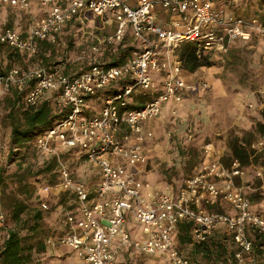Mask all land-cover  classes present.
Segmentation results:
<instances>
[{
    "label": "built area",
    "instance_id": "obj_1",
    "mask_svg": "<svg viewBox=\"0 0 264 264\" xmlns=\"http://www.w3.org/2000/svg\"><path fill=\"white\" fill-rule=\"evenodd\" d=\"M38 1L47 8L46 15L32 18L25 32L14 28L0 32V50L5 45L34 56L40 41L55 42L70 21L76 19L84 25L88 16L103 18L105 24L114 26L108 35H93L91 67L76 77L44 66L13 67L6 73L0 70V99L14 87L28 88L24 106L31 108L46 91H56L57 106L69 109L64 119L34 140L43 159H57L60 172L59 182L43 186L41 193L49 199L71 192L78 199L75 211L66 214L64 233L47 239L49 250L67 247L86 264H122L117 254L128 246L164 258V264H192L177 248L179 225L191 223L193 241L189 247L212 241L221 230L231 242L236 264H264L256 255V244L264 241V198L255 208L245 188L236 183L245 174L238 161L230 166L221 157L203 161L178 190L169 184L158 188L137 180L140 168L150 159L146 142L154 136L152 122L169 102L180 104L187 94L209 87L206 82L202 85L186 78L179 48L192 43L199 57H224L236 40L251 42L254 32L264 36V24L226 18L214 0ZM1 2L20 11L31 6V0ZM127 38L134 49L124 63L108 66L100 61L107 47ZM151 72L163 74L158 90V77ZM120 80L128 83L118 94L103 95ZM138 96L146 98L144 105L137 106ZM86 97H99L101 109L89 114ZM252 147L264 149V136ZM12 150L9 140L0 139V157ZM211 151L212 145H208L207 155ZM67 153L68 158L79 154L89 168L97 169V185L77 180L69 159L64 158ZM259 176L264 178L261 173ZM224 203L229 211L216 209ZM50 207L47 200L41 203L42 210ZM129 220L139 226L143 237L132 235ZM6 224V214L0 212V229Z\"/></svg>",
    "mask_w": 264,
    "mask_h": 264
},
{
    "label": "trees",
    "instance_id": "obj_2",
    "mask_svg": "<svg viewBox=\"0 0 264 264\" xmlns=\"http://www.w3.org/2000/svg\"><path fill=\"white\" fill-rule=\"evenodd\" d=\"M261 2L264 5V0H261ZM89 17L92 16H88V19ZM98 19H100L99 22H104L103 18ZM82 25L76 19L70 21L64 33L58 36L55 42L40 41L38 54L34 56L10 49L5 45L2 46L0 50L1 72L6 73L13 67L28 69L34 66H44L50 71L62 70L65 74L76 77L87 71L91 67L90 58L71 62L64 56L60 57L61 46L65 45L62 52L67 56L68 49H72L76 41L73 32ZM103 29L105 30V28ZM133 49L131 38H127L117 46L107 47L103 54L99 56V59L108 66L119 65L127 60ZM178 53L184 72L187 75L194 74L200 68L213 65L211 56L199 57L192 43L183 44ZM127 83V80H120L105 90L103 95H116ZM27 89L20 90L14 87L8 95L0 99V101H3V108L7 110V113L0 118L2 122L5 119L8 120L11 125L9 143L13 150L7 156L6 161H18L20 155L25 157L29 154L33 155L34 158L29 164L24 166L20 164L18 169L11 175L18 183V188L17 193H8L5 190L7 186V177H5L7 162L4 161V156L0 157V188H2L7 217L6 227L0 229V231L6 230L0 243V264H37L39 257L43 255L50 256L47 239L58 233H64L68 227L66 214L75 211L78 207V199L71 192H62L57 197L49 199L41 193L43 186L59 182L60 172L55 157L43 159L34 147V140L64 119L69 109H62L57 106L56 97L58 92L56 91H46L34 107L25 108L24 98ZM86 99L90 106L88 113L93 114L97 108L91 103L93 97H86ZM94 99L98 102L97 106L102 104L99 97ZM135 100L137 106H142L146 102V98L142 96L136 97ZM130 107L135 106L130 105ZM257 136H264V121L258 122L252 131L245 132L242 137L231 138L228 143L229 153L223 157V162L230 166L232 162L238 161L242 168L255 163L264 166V149L258 151L252 148V142ZM0 139L3 138L0 137ZM68 155V153L64 154V158L67 159ZM84 158L85 156H83ZM77 180L85 184V181L80 180V178H77ZM34 182L35 185L38 183L39 186H34ZM44 200L50 203L49 210L41 209V203ZM54 214L56 215L53 221L47 220L48 215ZM192 230L193 225L191 223H181L179 225L177 248L180 251L186 252V250H189L188 257L191 255L199 256L201 260L197 264H236L233 258L234 250L227 243L210 241L189 247V244L193 241ZM190 259L192 264H195L191 257Z\"/></svg>",
    "mask_w": 264,
    "mask_h": 264
},
{
    "label": "rangeland",
    "instance_id": "obj_3",
    "mask_svg": "<svg viewBox=\"0 0 264 264\" xmlns=\"http://www.w3.org/2000/svg\"><path fill=\"white\" fill-rule=\"evenodd\" d=\"M214 1L226 18L257 20V23L264 24V5L261 0ZM17 12L0 0V32L6 28H14L22 32L29 29L33 15L28 13L29 11ZM103 28L106 27L103 25ZM103 28L99 26L97 20L92 22L86 20L85 25L73 32L76 41L72 49H68L67 56L62 52L65 45L61 46L60 57L64 56L71 62L93 57L90 51L93 44V35L104 36L110 34L108 28L107 30ZM257 35L262 36L254 32L253 38ZM254 46L255 44L251 43L244 44L243 47H238L233 51L230 48L224 57L212 56L213 65L211 67L200 68L194 74H191L196 76L195 80L198 83L203 85L206 82L209 87L202 88L197 92L198 94L191 98V101L189 100L187 104H190V107L187 105L188 107L184 110L177 111V114L165 117L160 121L161 125L156 129L154 142L151 144V156L155 159V166L151 168V173L158 176L159 181L157 182L160 183V187H156H165L167 184L161 183L168 182L169 185H173L175 190H178L187 178L195 174L201 160L207 156L206 147L208 145H212V150H224L226 156L229 153L228 143L231 138L242 137L245 132L252 131L258 122L264 121V54L258 56ZM222 67H224L223 70H221ZM151 74L158 77L156 87V90H158L162 87L159 78L162 79L163 74L157 72H151ZM214 77L222 79V88L214 90ZM186 78L193 80L190 75H186ZM2 102L0 101V117L7 113ZM91 103L97 107V111L101 109L102 105L97 106L98 102L94 98L91 99ZM10 133L11 125L9 121L5 119L2 122L0 118V137L7 142ZM259 137L257 136L252 144ZM6 158L7 156L4 157V161H6ZM67 159H69L68 166L75 177L82 179L81 174L90 175L91 172L88 170L90 168L87 162L82 160L79 154L73 153ZM33 160V155L29 154L25 157L20 155L18 161H6L7 171L5 177H7V186L5 190L8 193H17L18 188V183L11 175L18 169L20 164L24 166ZM244 171L247 181L238 178L236 183L245 188L253 201L262 200L264 198V190L262 189L264 178L262 179L259 173L264 175V166L255 163L244 168ZM89 178L92 180L91 176ZM34 186L38 187L39 185L38 183L35 185L34 182ZM2 196V188H0V212L6 214ZM216 209L229 211L230 207L224 203ZM55 215H48L47 220L53 221ZM5 231H0V243L3 240ZM212 241H214V238ZM261 245H263V248H261ZM185 253H189V250H186ZM256 255L258 259L264 260V241H258ZM192 256L190 257L195 264L201 260L199 256ZM147 258L148 261L160 259L157 256ZM38 259L37 264H82L74 256L64 261H60L63 259L51 255H43Z\"/></svg>",
    "mask_w": 264,
    "mask_h": 264
},
{
    "label": "crops",
    "instance_id": "obj_4",
    "mask_svg": "<svg viewBox=\"0 0 264 264\" xmlns=\"http://www.w3.org/2000/svg\"><path fill=\"white\" fill-rule=\"evenodd\" d=\"M134 1H136V0H134ZM9 7L12 8L16 12L20 11V10H17L16 8H14L12 6H9ZM28 11H29L28 13H31L33 15V18H37V17L45 16L47 13V8L42 6L38 0H31V6H30V9ZM17 13H20V12H17ZM87 20H88V22H92L93 20L99 21L100 19L95 18V17H92V18L89 17V19L87 18ZM103 25L106 27L105 28L106 30L108 28L110 33L113 32L114 26L107 25L104 22H99V26H101V28L103 27ZM250 43L255 44L254 48H255V52L258 56H261L262 54H264V36H258V35L254 36V38L252 39L251 42H244L241 40H236L235 42H233L231 49L233 51L234 49H238V47H243L244 44H250ZM223 69H224V67L221 68V70H223ZM190 76H192L193 80H191V79H188V80L194 81L196 79L195 75H190ZM213 84H214V90L220 89L223 87L222 79L220 77H214L213 78ZM199 91H197V92H199ZM197 92L187 94L185 96L183 102L180 104H174L173 102H169L165 106L162 115L158 119H156L154 122H152L151 126H152V129L154 131V136L152 138H148L147 142H146V148L148 150L150 159H149L148 164L146 166H142L139 170V174L137 175V180L139 183L143 184L145 182H148L154 186L160 187V183L157 182V181H159L158 176L155 173H151L152 172L151 168H153L155 166V161H154L155 159L153 156H151V152H152L151 144H153V142H154L153 139L155 138V131H156V129H158L160 127V125H161L160 121L162 119H164L165 117H168V116L171 117L174 115L173 114L174 110L182 111L185 108H187L188 106L190 107V104H187V103H189V100L191 101V98L194 95L198 94ZM212 151H214V152H211L210 155L205 156V158H203L200 163H202L203 161L212 160L216 157L223 158L225 156L224 150H215L214 149ZM88 170L91 172V173L88 172V173H90V175L89 174H81L82 179H85V180H83V181H86L85 184L87 182H89L88 185L91 184L94 187L99 182L98 171L96 168H90ZM88 175L91 176L92 180L89 178ZM82 179H80V180H82ZM246 179L247 178H245V176H244L243 181H247ZM93 180H95V181H93ZM161 184H167L168 185L170 183L163 182ZM253 202H254V207L257 208L259 201L258 202L253 201ZM127 226L131 229L132 235L134 237H137V238L143 237V233H142L141 229L132 220L128 221ZM213 238H214V241H220L223 243H227L229 246H231V248H233L231 245V242L226 239V236L224 235L223 231L222 232H221V230L218 231ZM50 254L52 256H57L59 259H63L60 261H64L67 258L74 256L79 262H81L82 264H86L78 258V256L76 255V253L74 251H72L71 249H69L67 247H59L54 251H50ZM147 257H151V256L143 254V253L135 250L134 248L128 247V246L122 247L118 251V254H117V260L119 262H121L122 264H164V261H165L164 258H161V257H159L160 259L148 261ZM262 261L264 262V260H262Z\"/></svg>",
    "mask_w": 264,
    "mask_h": 264
}]
</instances>
